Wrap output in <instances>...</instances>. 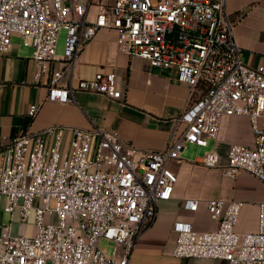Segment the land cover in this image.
<instances>
[{"label": "built area", "instance_id": "obj_1", "mask_svg": "<svg viewBox=\"0 0 264 264\" xmlns=\"http://www.w3.org/2000/svg\"><path fill=\"white\" fill-rule=\"evenodd\" d=\"M98 8L92 23L80 0H0V56L10 53L13 37L22 38L33 49L34 83L47 87L50 101L73 102L76 91L121 100L114 72L61 88L63 72L53 69L62 31L68 62H75L100 30L115 31L121 54L175 72L201 96L181 115L185 131L161 151L140 154L116 129H74L68 149L60 130L50 145L55 128L14 136L0 148V210L11 215L19 210L23 223L33 219L35 233L15 236L5 227L0 264H130L159 203L173 197L178 177L169 164L181 159L187 145L206 148L209 139L219 140L224 121L232 117L249 119L254 143L232 145L224 173L236 178L245 172L264 184V66L243 64L226 0H111ZM38 111L32 106L28 116L35 118ZM199 163L218 168L220 157L208 152ZM243 206L210 200L207 210L218 224L212 231L176 223L174 256L264 264V201L257 231L240 235ZM198 207L199 201L186 203L190 211ZM101 240L114 244L113 255L100 248Z\"/></svg>", "mask_w": 264, "mask_h": 264}, {"label": "crops", "instance_id": "obj_2", "mask_svg": "<svg viewBox=\"0 0 264 264\" xmlns=\"http://www.w3.org/2000/svg\"><path fill=\"white\" fill-rule=\"evenodd\" d=\"M109 1L80 0L88 6L87 20L95 22L99 2ZM226 10L234 22L243 64L251 68L264 66V0H226ZM66 38V31H62L57 60L53 64V69L63 72L60 87H76L81 80H91L98 73L114 72L119 77L123 98L114 100L99 93L76 91L73 102L48 100L47 87L34 83L33 49L25 46L22 38L13 37L10 53L0 56V148L19 133L35 134L48 128H55L50 145L60 130L65 149L69 147L74 129H116L123 143L138 149L140 154L161 151L181 136L186 129L181 115L201 96L200 89L191 92L178 81L175 72L154 68L141 57L121 54L115 31L100 30L75 62L64 60ZM32 106L39 108L35 118L28 116ZM253 143L249 119L236 116L224 121L219 140L209 139L206 148L187 145L181 159L169 164L178 177L173 197L159 203L155 220L136 240L130 264H226L222 260L176 258L174 226L180 222L191 224L200 233L215 230L218 224L208 213L207 203L235 200L244 203L237 233L245 235L257 231L264 184L245 172L236 178L224 173L229 148L234 144L251 146ZM192 152L197 155L192 157ZM208 152L219 155L218 168H206L199 163ZM191 200L199 201L196 211L186 208ZM37 203L39 200L35 201ZM2 206H6V200ZM5 227H10L15 236L30 237L35 233L33 219L21 222L19 210L13 215L0 210V238ZM102 241L112 245L113 255L114 244ZM2 251L0 242V253Z\"/></svg>", "mask_w": 264, "mask_h": 264}, {"label": "rangeland", "instance_id": "obj_3", "mask_svg": "<svg viewBox=\"0 0 264 264\" xmlns=\"http://www.w3.org/2000/svg\"><path fill=\"white\" fill-rule=\"evenodd\" d=\"M153 1H155V0H153ZM64 34V33H63ZM205 149H203V151H204ZM188 153V151H186V153L185 154H187ZM190 155L193 157V156H196L197 155V152H192V153H190ZM185 159H188V160H191V159H189V158H187V157H184ZM37 205H38V203H37ZM54 222H56L54 219H53V223ZM100 248L104 251L105 250V252H106V254L107 255H109V256H111L112 255V249H113V247H112V245H109V244H107L105 241H102V242H100Z\"/></svg>", "mask_w": 264, "mask_h": 264}]
</instances>
